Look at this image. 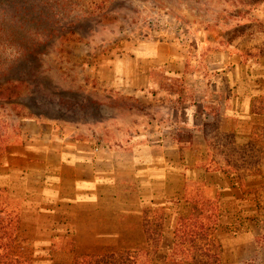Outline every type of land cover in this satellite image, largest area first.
Segmentation results:
<instances>
[{"label":"crops","instance_id":"crops-1","mask_svg":"<svg viewBox=\"0 0 264 264\" xmlns=\"http://www.w3.org/2000/svg\"><path fill=\"white\" fill-rule=\"evenodd\" d=\"M234 5L201 28L104 56L78 100L47 98L36 110L28 97L15 102L23 115L0 149V188L32 187L40 208L69 217L91 248L109 232H142L144 241L152 230L144 219L158 206L163 235L174 236L196 202H215L218 228L223 215L241 216L226 205L243 201L244 176L227 168L239 152L246 166L264 168V0ZM244 234L259 258L256 229L236 225L235 237Z\"/></svg>","mask_w":264,"mask_h":264},{"label":"rangeland","instance_id":"rangeland-1","mask_svg":"<svg viewBox=\"0 0 264 264\" xmlns=\"http://www.w3.org/2000/svg\"><path fill=\"white\" fill-rule=\"evenodd\" d=\"M261 1L0 0V149L15 138L20 125L23 110L15 102L26 101L28 97L26 102L36 110L38 103L48 102L47 98L78 100L89 93L90 71L104 56L120 54L127 42L193 31L217 19L223 9L233 10L234 4L243 9ZM216 30L215 25L211 27V31ZM45 105L52 111L51 105ZM226 141L232 143V138L227 137ZM247 154L230 153L238 156L227 170L244 176L240 183L244 199L240 205H226V210L232 212L241 207L243 214L221 218L216 234L223 247L220 264H264V248L258 252L259 258H255L251 237L244 234L237 239L234 235L236 225L241 224L256 229L255 245L256 238L264 235V168L246 166ZM255 155L259 157V153H253L252 157ZM12 186L17 190L11 193L6 190L22 212L26 251L35 264H73L81 254L111 247H135L146 240L143 241L142 232H109L97 241L100 248L82 246L77 232L67 222L69 217L43 211L40 195L32 187L27 190L25 184L16 181ZM160 208L152 209L157 214L147 215L143 222L152 229L155 241L165 237L160 252L154 255V264H160L168 254L174 238L172 231L164 235L160 232L164 223ZM238 244L247 245L248 252L237 248Z\"/></svg>","mask_w":264,"mask_h":264},{"label":"trees","instance_id":"trees-1","mask_svg":"<svg viewBox=\"0 0 264 264\" xmlns=\"http://www.w3.org/2000/svg\"><path fill=\"white\" fill-rule=\"evenodd\" d=\"M213 201L196 202L191 214L181 216L174 233L171 250L160 264H220L221 245L217 241L219 214ZM263 221V219H262ZM22 212L13 204L9 192L0 188V264H35L27 253V238ZM129 248H108L77 256L73 264H154L160 252L159 242L152 238ZM259 249L264 248V235L259 236ZM192 256L189 260L188 257Z\"/></svg>","mask_w":264,"mask_h":264}]
</instances>
